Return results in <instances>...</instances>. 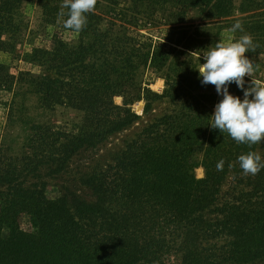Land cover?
<instances>
[{
	"label": "trees",
	"instance_id": "trees-1",
	"mask_svg": "<svg viewBox=\"0 0 264 264\" xmlns=\"http://www.w3.org/2000/svg\"><path fill=\"white\" fill-rule=\"evenodd\" d=\"M24 1L0 0V91L16 95L27 85L42 107L68 105L83 119L71 129L33 124L21 155L0 149V264H166L170 255L177 264L264 261V168L246 175L238 161L253 152L264 162V140L249 146L211 127L222 96L215 85L202 84L195 69L207 47L221 40L204 43V28L231 29L240 20L258 45L245 55L264 80V0H124L132 5L121 9V0H97L85 26L72 30L75 42L54 34L48 46L22 55L17 18ZM102 6L107 8L100 11ZM192 10L207 22L185 25ZM160 15L177 26L157 35L141 31L159 25ZM244 33H233L234 40ZM142 69L165 79L162 93L139 80ZM250 79L245 76V87ZM229 91L243 99L235 83ZM141 100L144 114L156 101L172 106L127 142L112 164L82 178L92 200L66 186L49 195L47 178L137 122L141 115L132 105ZM23 217L32 229L22 227Z\"/></svg>",
	"mask_w": 264,
	"mask_h": 264
},
{
	"label": "rangeland",
	"instance_id": "rangeland-1",
	"mask_svg": "<svg viewBox=\"0 0 264 264\" xmlns=\"http://www.w3.org/2000/svg\"><path fill=\"white\" fill-rule=\"evenodd\" d=\"M45 5L49 6L48 15H45ZM131 5L130 2L121 0L119 5H117V9ZM57 7L58 9H56ZM106 8V6H102L100 11ZM63 13H65L63 0H25L17 18V23L21 26V35L17 46L19 54L23 55L33 47L48 46L54 34H62L67 41L75 42L78 38V33L64 27ZM54 17L56 18L55 23H49L48 20ZM141 20L143 24L144 22L149 23L146 18ZM157 20L160 21L159 25L151 21L152 23L147 25V27H141V31L157 35L160 29H170L172 26H177V23H171L170 20L167 21L164 15H160ZM206 22L203 15L196 10H192L189 12L184 24L197 26ZM203 32L202 40L204 43L213 40L217 36L225 42L234 40L233 32L230 31V28H220V24L209 25L204 28ZM1 58L4 61H12L6 54L2 55ZM13 64H17L15 66L22 69L32 67L24 61H14ZM33 69L34 72H39L37 67ZM139 80L147 81L149 87L159 93H162L166 86L165 79L161 75H155L150 70L142 69L139 73ZM157 84L159 88H154L153 85ZM28 88L27 85L19 86L16 90V95L12 92L0 91V149L8 156L23 154L26 138L33 124H50L62 129H71L81 124L83 119L82 111L68 105H57L51 109L42 107L38 102L37 96L29 92ZM115 101L120 104L122 98L116 97ZM171 106L167 100L156 101L152 111L144 114L145 101L135 102L132 108L141 115V118L133 125L113 134L96 149L79 152L73 157L69 167L63 173L54 178H47V181H49V195H57L61 187L66 186L76 191L80 196L92 200L91 190L83 184L82 178H86L112 164L127 142L131 141L154 117L162 115ZM214 110L215 106L213 107V112ZM195 156L197 159L201 158V148L195 152ZM195 173L199 178L204 177V168L198 166ZM21 225L25 229H32L28 217L22 218ZM177 260L178 257L174 255L165 257L166 264H177ZM254 264H264V261Z\"/></svg>",
	"mask_w": 264,
	"mask_h": 264
},
{
	"label": "clouds",
	"instance_id": "clouds-1",
	"mask_svg": "<svg viewBox=\"0 0 264 264\" xmlns=\"http://www.w3.org/2000/svg\"><path fill=\"white\" fill-rule=\"evenodd\" d=\"M96 3L97 0H63V7L68 9L64 27L81 30L86 24V14L94 9ZM238 30L244 33L240 20H236L230 29L233 33ZM257 47L248 33L228 42L218 40L203 52V63L200 54L199 66L195 68L201 83L215 85L217 94L222 96L210 116L211 127L227 133L237 143L249 146L264 140V80L257 79V65L245 55L246 52H255ZM246 75L251 77L248 87H245ZM232 83L243 91V99L229 91ZM238 161L246 175H256L264 168L261 156L253 152L241 154ZM216 168L222 171L223 161H219Z\"/></svg>",
	"mask_w": 264,
	"mask_h": 264
},
{
	"label": "bare ground",
	"instance_id": "bare-ground-1",
	"mask_svg": "<svg viewBox=\"0 0 264 264\" xmlns=\"http://www.w3.org/2000/svg\"><path fill=\"white\" fill-rule=\"evenodd\" d=\"M140 108H141V107H140ZM140 108H139V109H140Z\"/></svg>",
	"mask_w": 264,
	"mask_h": 264
}]
</instances>
